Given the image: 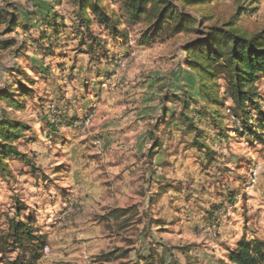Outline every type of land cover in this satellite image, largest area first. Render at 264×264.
Instances as JSON below:
<instances>
[{
    "label": "rangeland",
    "instance_id": "1",
    "mask_svg": "<svg viewBox=\"0 0 264 264\" xmlns=\"http://www.w3.org/2000/svg\"><path fill=\"white\" fill-rule=\"evenodd\" d=\"M118 2L102 0L117 16ZM48 5V0H0V7L18 10L26 23L34 25L26 34L17 27L2 35L17 45L0 53V89L6 82L27 81L26 75L33 80L27 86L33 92L26 108L10 116L32 128L33 132L19 138L18 148L34 157L38 167L32 173L20 160H9L10 177L0 175V230L6 228V218L13 215L19 199L42 232L53 221L60 223V229L71 227L61 236L74 246L77 241L85 243L82 264L135 261L152 247L175 264H219L223 248L229 246L222 235L246 238V233L263 229L264 142L253 135L239 136L235 128L239 124L234 125L223 109L214 118L224 131H209L205 138L209 148L199 151L191 144L193 135L180 115V101L165 102L171 93H194L197 88L194 75L181 64V45L190 36L139 45L141 26L130 28L125 44L101 34L107 41L108 58L89 61L76 51L72 7L68 0H61L51 9L60 17V44L51 45L52 54H47L50 44L45 40L38 48L21 41L29 34L39 37L38 15ZM237 9L239 29L254 32L264 27V0L212 1L201 11L223 22ZM3 30L1 25L0 33ZM21 43L24 47L15 56L12 50ZM32 63L44 73L33 72ZM13 68L24 74H9ZM258 92L264 104V79L258 83ZM16 97L21 99L20 92ZM0 106H4L1 100ZM37 115L47 116L51 123L55 118L73 119L74 125L58 123V135L52 136L49 126L36 121ZM201 124L216 125L205 120ZM252 126L256 127L255 121ZM150 131L162 144L151 158ZM217 133L224 136L217 138ZM160 184L169 186L157 194ZM229 191L237 194L233 204L226 200ZM213 207L220 208L215 210L217 221L210 224L206 215ZM118 209L125 210L115 217L113 211ZM153 218L165 222L157 225ZM86 227L90 229L84 233ZM113 249L117 253L130 250L127 257L102 260V254ZM50 250L47 244L44 255Z\"/></svg>",
    "mask_w": 264,
    "mask_h": 264
},
{
    "label": "trees",
    "instance_id": "2",
    "mask_svg": "<svg viewBox=\"0 0 264 264\" xmlns=\"http://www.w3.org/2000/svg\"><path fill=\"white\" fill-rule=\"evenodd\" d=\"M60 1L48 0L49 7L38 15L42 28L39 31V37L29 34L21 41L22 43L29 41L31 45L38 48L41 41L45 40L47 44H50L47 54H52L51 45L60 44V25L57 24L60 17L51 9ZM68 1L72 7L71 26L78 36L76 51L86 54L89 61L97 62L102 58H108L106 56L107 41L101 37V34L125 44L130 28L141 26L136 40L139 45L156 40L164 42L180 36H190L181 45L184 54L181 64L192 72L197 88L194 93H171L169 97H165V102L180 101L182 106L180 115L187 132L193 135L191 144L199 151L208 150L205 138L209 131L223 130L220 120L214 118L223 109L226 110V115L233 124L238 123L242 129L239 131L240 128L235 127L239 136L253 135L255 139L264 142V104L261 103L262 97L258 92V83L264 79V27L254 32H244L239 29L236 24L241 15L240 9L232 13L227 20L220 22L218 18H214L213 14L201 11L212 1L218 0H118L120 12L118 16L113 11H109L102 0ZM188 8H193L198 13L190 12ZM34 16L38 17L36 13ZM1 25H4V30L0 33V53L17 45L13 38L2 37V35L13 32L17 27L26 34L34 27L20 17L18 10L12 11L3 7H0ZM94 26L99 29V33H96ZM48 29L50 31L47 33ZM22 43L20 47L12 50L15 56L21 53L24 47ZM31 70L44 73V70L33 63ZM14 73L24 74L19 68L10 69L9 74ZM26 76L27 81L6 82L0 89V100L4 102V106H0V175L4 179L10 177L9 160L12 159L20 160L32 173L38 169L35 158L18 148L19 138L24 132H33L32 128L28 122L10 116L12 112L23 111L26 108V100L32 96L33 90L27 86L33 80ZM18 92L21 99L16 97ZM226 101L230 102L228 106L224 105ZM191 104L194 105L193 109H190ZM164 109H167L166 105ZM253 113L255 119H252ZM37 116V122L43 121L45 126L51 128L52 136L58 135V123L63 126L74 125L73 119L72 121L66 119L56 121L55 118L51 123L47 116ZM203 120L206 124H216L215 128H205L201 124ZM254 121L255 128L252 126ZM149 133L151 148L148 156L151 158L162 144L152 131ZM223 134L217 133L215 136L220 138L224 136ZM33 135L36 136L37 133L34 132ZM44 135L51 137L49 133ZM168 186L158 185L157 194L165 191ZM236 195L229 191L226 200L233 204L236 201ZM213 208L214 210L206 215L210 224L217 221L214 217L215 210H219L220 207ZM13 210V215L6 218V228L0 230V264H38L47 246L46 234L40 231L33 213L23 201L16 199ZM124 210H115L113 214L119 217ZM173 216L175 218L176 215ZM151 222L162 225L165 221L161 218H153ZM129 250L124 249L117 253V250L113 249L102 254V260L127 257ZM223 250L224 255L219 259V264H264V241L260 239L241 237L233 246L226 245ZM126 262L128 264H175L172 261H166L163 255L153 247L147 254L138 255L135 261H124L121 264Z\"/></svg>",
    "mask_w": 264,
    "mask_h": 264
},
{
    "label": "crops",
    "instance_id": "3",
    "mask_svg": "<svg viewBox=\"0 0 264 264\" xmlns=\"http://www.w3.org/2000/svg\"><path fill=\"white\" fill-rule=\"evenodd\" d=\"M36 224L38 225L39 223ZM59 224L60 223H56L53 221L50 224L52 226L46 227V230H44L43 232L40 230L42 233L46 234L47 244L51 247V250L49 254L42 256L39 264H82L86 259V254L84 252L85 248H81V246H83L85 243L81 242V244H78L80 241H77V243L75 244L77 247L73 244L71 245L69 241H66L64 236H61L64 231L71 232V227L67 226L68 228L62 227L60 229ZM89 229L90 228L86 227L85 231L83 232L87 233ZM247 229L248 228H246L245 233L247 232ZM240 238L231 239L230 236L226 234L221 236V239L227 240L229 246H233ZM246 238H257L264 241V228L259 230V232L250 235L246 233ZM87 241V243H89V239ZM85 264H88V262H86Z\"/></svg>",
    "mask_w": 264,
    "mask_h": 264
},
{
    "label": "built area",
    "instance_id": "4",
    "mask_svg": "<svg viewBox=\"0 0 264 264\" xmlns=\"http://www.w3.org/2000/svg\"><path fill=\"white\" fill-rule=\"evenodd\" d=\"M45 250H46V247H45Z\"/></svg>",
    "mask_w": 264,
    "mask_h": 264
}]
</instances>
